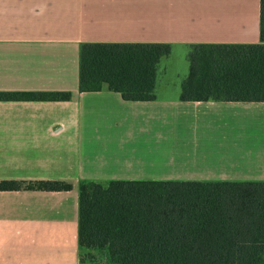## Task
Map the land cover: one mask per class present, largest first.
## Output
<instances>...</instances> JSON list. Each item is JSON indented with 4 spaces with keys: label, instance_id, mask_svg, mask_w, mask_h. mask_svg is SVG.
<instances>
[{
    "label": "crops",
    "instance_id": "obj_1",
    "mask_svg": "<svg viewBox=\"0 0 264 264\" xmlns=\"http://www.w3.org/2000/svg\"><path fill=\"white\" fill-rule=\"evenodd\" d=\"M259 7L0 0V91L71 92L67 100H0V180L72 185L0 189V264H82V180H264V100L180 98L192 46L259 42ZM84 42L170 43L156 65L154 97L125 99L106 83L81 91ZM166 77L174 83L159 88ZM87 250L108 264L103 250Z\"/></svg>",
    "mask_w": 264,
    "mask_h": 264
},
{
    "label": "trees",
    "instance_id": "obj_2",
    "mask_svg": "<svg viewBox=\"0 0 264 264\" xmlns=\"http://www.w3.org/2000/svg\"><path fill=\"white\" fill-rule=\"evenodd\" d=\"M259 42L196 43L182 99L264 100V0ZM167 42H84L79 89L103 83L125 99L154 97ZM70 91H0V100H67ZM61 180H0V189H69ZM80 262L102 264H264V180L110 179L79 183ZM86 250V251H85Z\"/></svg>",
    "mask_w": 264,
    "mask_h": 264
},
{
    "label": "rangeland",
    "instance_id": "obj_3",
    "mask_svg": "<svg viewBox=\"0 0 264 264\" xmlns=\"http://www.w3.org/2000/svg\"><path fill=\"white\" fill-rule=\"evenodd\" d=\"M177 62H178V60H177ZM174 79L175 78H172V77H166L164 80H163V82H159V88H162L163 87V84L164 85H166V84H170V85H172L173 83H174ZM154 82H155V80H154ZM155 91H156V89H155ZM154 91V92H155Z\"/></svg>",
    "mask_w": 264,
    "mask_h": 264
}]
</instances>
